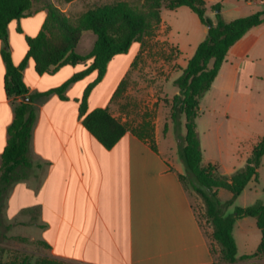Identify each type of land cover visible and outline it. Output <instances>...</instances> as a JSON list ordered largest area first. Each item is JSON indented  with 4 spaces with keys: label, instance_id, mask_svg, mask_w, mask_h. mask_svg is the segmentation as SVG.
Segmentation results:
<instances>
[{
    "label": "crops",
    "instance_id": "1",
    "mask_svg": "<svg viewBox=\"0 0 264 264\" xmlns=\"http://www.w3.org/2000/svg\"><path fill=\"white\" fill-rule=\"evenodd\" d=\"M118 1L124 0H32L30 12L8 24L7 37L0 40V164L15 106L29 102L35 120L28 150L30 174L3 194L0 228L6 225L13 234L44 243L48 258L66 264H219L211 253L212 227L197 215L190 193L179 179L184 173L160 148L157 128L152 142L127 131L107 149L83 126L84 116L97 108H108L118 118L112 97L136 64L140 43H133L121 61H115L118 55L110 60L96 86L112 64L117 76L94 106H89L90 91L84 116L79 113L81 98L95 80L96 71L71 83L64 99L46 93L85 71L90 61L40 75L29 59L22 72L26 96L10 98L4 90L2 50H9L16 66L24 60L27 38L42 30L47 4L75 19L94 6ZM262 1L204 0L206 11L219 5V10L212 9L213 14L219 12L226 22L263 11ZM245 10L248 14H241ZM168 28L161 11L156 39L177 49L173 70L181 72L198 42L179 64L182 48L166 39ZM200 32L207 35V28L198 29ZM83 38L85 48L79 51ZM95 39L93 33L84 32L76 53L87 54ZM156 66L162 84L173 70L164 61ZM209 92L210 105H203L204 97L199 102V112L205 109L207 113L200 117L198 112L196 119L201 162L216 165L223 175L230 176L245 166L264 136V23L250 29L228 50ZM214 248L218 249L217 245ZM236 264H264V258L237 259Z\"/></svg>",
    "mask_w": 264,
    "mask_h": 264
},
{
    "label": "trees",
    "instance_id": "2",
    "mask_svg": "<svg viewBox=\"0 0 264 264\" xmlns=\"http://www.w3.org/2000/svg\"><path fill=\"white\" fill-rule=\"evenodd\" d=\"M31 7L32 0H0V40L6 39L8 24L27 15ZM180 7H188L198 17L207 28V35L174 81L178 94L171 101L170 119L176 126L183 119L184 125V135H177L179 157L185 167V172L179 175V179L187 191L202 200V216L212 227L211 253L218 263L236 264L237 246L232 234L233 226L236 220L246 217L255 219L260 243L254 253L242 256L241 260L264 258V202L236 207L232 215H226L227 208L247 184L258 178V168L264 156V136L254 146L245 166L230 176H224L218 173L216 165H201L202 150L196 124L199 102L211 88L228 50L250 29L264 23V10L226 22L219 12L215 14L214 20L207 17L204 0H141L139 7L118 1L94 6L71 19L56 6L47 4L48 13L42 30L37 36L27 38L28 50L24 60L16 66L9 50H2L5 65L4 90L10 98L26 96L28 89L22 72L29 59L33 60L35 70L40 75L53 72L60 66L90 61L91 64L85 71L75 74L61 87L46 93H56L64 99V91L71 83L96 71L97 76L86 87L79 106V113L84 116L88 95L103 78L110 60L116 55L127 53L133 43L151 36L161 23L162 9L175 10ZM212 9L219 10L220 6L215 5ZM84 32L93 33L96 39L91 50L80 55L75 49ZM124 85L122 81L113 98L123 91ZM34 120L35 113L29 102H21L15 106L13 120L7 129V144L1 154L0 202L3 194L14 183L28 178L30 174L28 150ZM82 123L107 149L112 148L127 131L141 139L146 138L151 142L153 139V132L148 130L146 124L129 128L114 117L108 108L91 111L84 116ZM166 127L165 125V131ZM218 189L227 190L231 194L230 200L221 203L217 197ZM1 236L0 230V238ZM214 244L218 249L214 248ZM19 264L66 263L48 257L32 262L29 257H24Z\"/></svg>",
    "mask_w": 264,
    "mask_h": 264
},
{
    "label": "rangeland",
    "instance_id": "3",
    "mask_svg": "<svg viewBox=\"0 0 264 264\" xmlns=\"http://www.w3.org/2000/svg\"><path fill=\"white\" fill-rule=\"evenodd\" d=\"M124 1L132 6L139 7L141 5V0ZM246 12L247 10L242 11L241 14H248ZM206 16L210 19H215V14H213L210 7H207ZM162 18L169 26L166 39L175 45L180 44L182 48V54L178 58L179 64H181L184 62V58L190 54V50L194 44L197 42L199 44L205 39L206 35H201V32L197 33L198 29L203 30L205 26L188 7H180L175 10L163 9ZM156 36L157 34L153 32L151 36L145 37L139 42L141 51L137 57V62L123 77L122 81L125 83L124 89L116 98L112 97V103L119 114V120L129 128H138L140 125L146 124L148 130L153 132L156 127L160 148L168 157L174 159L175 163L179 164L184 173L185 167L179 157L177 142L178 133L184 135L183 119H181V123L178 126L170 119L171 101L175 92H178L174 81L181 74L179 69L173 70L177 66L174 61L179 53L174 46H171L166 41L161 42L157 40ZM84 42L85 38L82 39L78 47L79 51L85 48ZM142 52H145V54L142 55ZM124 58L125 55L121 54L116 56L115 61H121ZM162 61L167 62L169 68L173 71L161 84L158 81L159 77L157 75L159 70L156 69V64ZM139 62L141 65H139ZM112 65L103 82L91 90L92 94L89 99V106H94L98 99L101 98L102 93L115 80L117 70ZM210 94L211 92L208 90L203 95L204 106L208 107L210 105ZM157 96L158 101H154ZM206 113L205 109H203L199 112V116L202 117ZM166 122L168 123V127H166L167 132L164 133L165 125L167 126ZM201 165L206 166L205 161L201 162ZM218 173L223 175V169L219 168ZM189 193L197 215L202 221V200L190 191ZM217 197L221 203H226L230 200L231 195L227 190L219 189ZM258 201L264 202V157L261 159L258 168L257 180L252 179L247 184L234 203L227 208L226 215H232L236 207H248ZM0 229L2 232L0 238V264H19L24 257H29L32 262L47 257V248L37 241L31 240L29 236L22 237L19 234H13V230L8 229L6 225H2ZM232 234L237 246L236 258L238 260L244 255L254 253L260 243L259 231L256 228L254 219L251 217L236 220Z\"/></svg>",
    "mask_w": 264,
    "mask_h": 264
},
{
    "label": "built area",
    "instance_id": "4",
    "mask_svg": "<svg viewBox=\"0 0 264 264\" xmlns=\"http://www.w3.org/2000/svg\"><path fill=\"white\" fill-rule=\"evenodd\" d=\"M262 3L264 4V1H262Z\"/></svg>",
    "mask_w": 264,
    "mask_h": 264
}]
</instances>
